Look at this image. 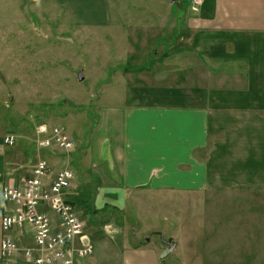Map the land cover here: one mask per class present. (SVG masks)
I'll use <instances>...</instances> for the list:
<instances>
[{
  "label": "crops",
  "instance_id": "1",
  "mask_svg": "<svg viewBox=\"0 0 264 264\" xmlns=\"http://www.w3.org/2000/svg\"><path fill=\"white\" fill-rule=\"evenodd\" d=\"M50 1L80 22L97 2ZM151 2L160 9L155 19L137 24L141 38L156 40L153 64L121 76L129 90L99 109L76 167L91 180L89 190L133 200L138 216L158 193L181 201L188 215L200 210L197 223L181 224L175 207L170 253L179 264H264V0H201L197 9L192 0ZM102 4L106 13L109 3ZM14 136V147L0 148V191L29 174L40 154L55 156L49 178L70 167L75 145L43 152L35 131L25 141ZM12 232L20 245L32 244Z\"/></svg>",
  "mask_w": 264,
  "mask_h": 264
},
{
  "label": "rangeland",
  "instance_id": "2",
  "mask_svg": "<svg viewBox=\"0 0 264 264\" xmlns=\"http://www.w3.org/2000/svg\"><path fill=\"white\" fill-rule=\"evenodd\" d=\"M106 1V13L102 0L88 4L83 17L96 24L76 20L59 2L0 0V138L10 133L25 141L41 125L62 127L73 138L68 160L75 186L69 188L77 195L70 197L86 223L93 248L86 257L90 263L179 264L173 252L158 260L164 241L174 242L175 207L181 224L197 223L200 210L188 215L181 201L170 202L168 195L158 193L138 209V216L133 200L105 199L93 187L89 190L91 180L76 167V153L88 140L99 109L109 96L129 90L121 76L138 66L147 68L155 59L156 40L141 38L137 23L145 17L154 20L159 7L151 0ZM174 11L181 13L176 7ZM14 145L0 148L7 151ZM49 152L40 157L54 167L58 164ZM0 205L5 203L0 200ZM7 233L14 238L12 231ZM134 245L140 246L135 250Z\"/></svg>",
  "mask_w": 264,
  "mask_h": 264
},
{
  "label": "built area",
  "instance_id": "3",
  "mask_svg": "<svg viewBox=\"0 0 264 264\" xmlns=\"http://www.w3.org/2000/svg\"><path fill=\"white\" fill-rule=\"evenodd\" d=\"M200 2L192 0V8L197 9ZM14 141L13 134H6L0 145ZM35 141L39 149L65 153L75 145L69 133L56 125L36 128ZM48 169L47 160L39 157L29 174L2 186L0 200L5 206L0 215V264H83L92 253L86 223L68 191L72 169L60 167L52 178ZM9 230L29 234L32 244L20 245Z\"/></svg>",
  "mask_w": 264,
  "mask_h": 264
},
{
  "label": "water",
  "instance_id": "4",
  "mask_svg": "<svg viewBox=\"0 0 264 264\" xmlns=\"http://www.w3.org/2000/svg\"><path fill=\"white\" fill-rule=\"evenodd\" d=\"M169 1H173V0H169ZM79 78H81V75L79 76ZM164 242L166 244V247L162 249L161 253L159 254V258L165 257L174 248V243L171 242L169 239L168 240H165Z\"/></svg>",
  "mask_w": 264,
  "mask_h": 264
},
{
  "label": "trees",
  "instance_id": "5",
  "mask_svg": "<svg viewBox=\"0 0 264 264\" xmlns=\"http://www.w3.org/2000/svg\"><path fill=\"white\" fill-rule=\"evenodd\" d=\"M73 202H75V201L73 200Z\"/></svg>",
  "mask_w": 264,
  "mask_h": 264
}]
</instances>
